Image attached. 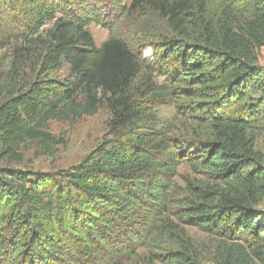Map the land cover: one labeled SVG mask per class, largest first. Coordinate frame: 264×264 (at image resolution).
<instances>
[{
    "label": "trees",
    "instance_id": "obj_1",
    "mask_svg": "<svg viewBox=\"0 0 264 264\" xmlns=\"http://www.w3.org/2000/svg\"><path fill=\"white\" fill-rule=\"evenodd\" d=\"M101 1L0 0L13 77L25 52L38 56L37 81L0 95V163H19L25 143L50 140V121L92 116L101 100L122 131L53 176L0 167V264H123L161 227L172 248L152 261L205 264L172 217L220 240L211 264H264V0H147L169 24L153 66L116 35L96 47L88 28ZM64 67L67 84L47 79ZM171 103L187 121L179 136L155 128ZM182 164L199 180L174 194Z\"/></svg>",
    "mask_w": 264,
    "mask_h": 264
},
{
    "label": "rangeland",
    "instance_id": "obj_2",
    "mask_svg": "<svg viewBox=\"0 0 264 264\" xmlns=\"http://www.w3.org/2000/svg\"><path fill=\"white\" fill-rule=\"evenodd\" d=\"M146 1L140 0L138 4H135L133 0H118L113 5L103 0L99 3L96 2L93 5V21L88 28L96 47L100 48L112 35H116L117 38L127 44L132 52L145 59L146 63H149L147 65L153 66L154 62L158 60V58L154 60L159 52L156 42L162 37L169 36V24L167 19H164L152 8H148L145 5ZM118 6L123 7L122 15L118 13ZM210 16H214L213 12L210 13ZM44 29H48V27ZM23 57L20 69H18L19 73L13 77L11 60L14 57L12 49L0 52V95L9 91L10 82L20 88L29 82L37 81L36 74L33 73V66L38 59L37 54L29 51L28 53L25 52ZM257 59L258 67L264 71V48L258 52ZM146 75L147 73L143 72L138 81H141ZM47 79L55 80L59 84H67L68 69L64 67L58 73L49 74ZM156 81L162 83L163 79L156 78ZM101 101L96 108V113L92 116L79 117L76 112H73L69 113L67 118L50 121L45 128V133L50 138L48 142L25 143L18 151L21 156L19 163L1 162L0 167L8 166L32 175L53 176L76 166L102 144L117 142V137L121 135L122 131H115L111 128V110L105 100ZM77 104H84L83 97L78 98ZM156 116L158 119V123L155 125L156 130L168 128L174 124L173 133L177 136L184 134V122L187 121L178 117L172 103L169 106L160 107ZM169 130L164 129V132H169ZM256 145L264 156V131L258 135ZM196 180L199 178L193 175L187 165H180L177 168L176 176L173 178L172 190L174 194L186 193L187 185L195 184ZM171 220L192 240L205 260V264H211L209 260L213 258L217 245L221 243L220 240L198 228L186 226L175 217H172ZM178 232L180 231L178 230ZM135 242L136 239H132L125 243L124 247L121 248V253L127 246L131 245L134 248L133 243ZM145 246L146 249L141 248L139 253L129 261L123 259V264H158L152 261V253L157 254L161 253V250L172 248L169 234L164 227L153 232L149 243Z\"/></svg>",
    "mask_w": 264,
    "mask_h": 264
}]
</instances>
